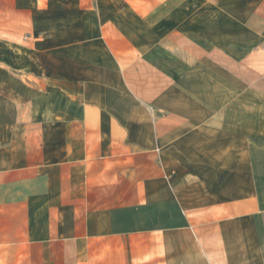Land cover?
Here are the masks:
<instances>
[{
    "label": "crops",
    "instance_id": "1",
    "mask_svg": "<svg viewBox=\"0 0 264 264\" xmlns=\"http://www.w3.org/2000/svg\"><path fill=\"white\" fill-rule=\"evenodd\" d=\"M0 264H264V0H0Z\"/></svg>",
    "mask_w": 264,
    "mask_h": 264
}]
</instances>
